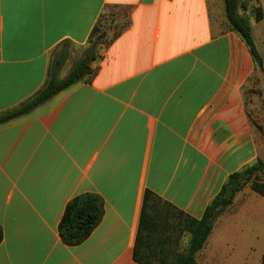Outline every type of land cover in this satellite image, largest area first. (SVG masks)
<instances>
[{
  "label": "crops",
  "instance_id": "1",
  "mask_svg": "<svg viewBox=\"0 0 264 264\" xmlns=\"http://www.w3.org/2000/svg\"><path fill=\"white\" fill-rule=\"evenodd\" d=\"M243 2L264 59V0ZM110 10L126 14L119 32L100 26ZM64 42L95 51L93 73L0 125V264H139L147 190L199 220L232 174L264 161L245 96L255 62L225 0H0V114L45 85ZM86 193L104 216L68 246L61 219ZM251 206L243 227L264 198Z\"/></svg>",
  "mask_w": 264,
  "mask_h": 264
},
{
  "label": "trees",
  "instance_id": "2",
  "mask_svg": "<svg viewBox=\"0 0 264 264\" xmlns=\"http://www.w3.org/2000/svg\"><path fill=\"white\" fill-rule=\"evenodd\" d=\"M225 2L226 17L231 29L242 37L253 57L256 70L264 75V59L253 39L249 17L245 13L243 15L239 13V10L246 12L247 5L243 0H225ZM263 16V11L258 9L255 21H261ZM99 32L100 29L97 26L92 37H102ZM93 43L98 44L99 42L95 39ZM67 58L68 51L66 50L56 56L53 55L45 85L18 108L0 114V125L30 114L41 104L93 73L91 63L96 59V55L95 51L91 50L75 65L66 78L59 79V71ZM257 127L262 130L260 126L257 125ZM260 174H264V161L261 160L232 174L220 193L206 207L199 220L190 217L152 191L147 190L134 246L135 262L139 264H195L197 254L204 248L215 221L231 207L238 193L251 184L252 191L264 198V182L260 181ZM103 216L104 201L101 196L86 193L75 197L67 204L59 225L62 242L68 246L82 244L100 224ZM175 218L180 220L182 227L180 224H172L171 221ZM177 230L188 232L191 235L189 247L183 253H177L172 248L177 243L175 240ZM3 239L4 232L0 226V245ZM261 264H264V255Z\"/></svg>",
  "mask_w": 264,
  "mask_h": 264
},
{
  "label": "rangeland",
  "instance_id": "3",
  "mask_svg": "<svg viewBox=\"0 0 264 264\" xmlns=\"http://www.w3.org/2000/svg\"><path fill=\"white\" fill-rule=\"evenodd\" d=\"M125 15L117 10H110L101 19L100 26L111 25V27L114 26L116 32H119L122 20H126ZM91 47L81 50L72 44L63 43L57 49L54 53L55 56L63 50L68 51V58L60 70V79L69 75L75 65L90 52ZM245 96L249 100V107L255 119L260 115L264 120V79L260 72H257L251 80V84L245 90ZM262 123L264 124L263 121ZM259 179L264 182V174H260ZM256 195L260 196L252 191L251 184H248L236 195L231 207L215 221L214 228L204 248L197 254L195 264L262 263L264 255V211L260 210L258 214L249 218V221L244 222L243 227L244 218L252 211L249 202L253 201ZM171 222L172 224H180L182 227L178 218ZM177 231L175 232L177 243L172 248L177 253H183L189 247L191 235L188 232Z\"/></svg>",
  "mask_w": 264,
  "mask_h": 264
}]
</instances>
